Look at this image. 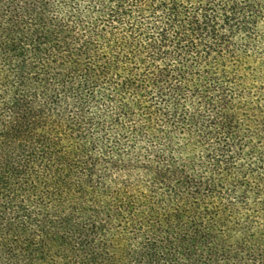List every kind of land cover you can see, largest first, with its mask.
Instances as JSON below:
<instances>
[{
  "label": "trees",
  "instance_id": "obj_1",
  "mask_svg": "<svg viewBox=\"0 0 264 264\" xmlns=\"http://www.w3.org/2000/svg\"><path fill=\"white\" fill-rule=\"evenodd\" d=\"M0 264H264V0H0Z\"/></svg>",
  "mask_w": 264,
  "mask_h": 264
}]
</instances>
